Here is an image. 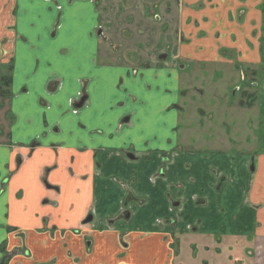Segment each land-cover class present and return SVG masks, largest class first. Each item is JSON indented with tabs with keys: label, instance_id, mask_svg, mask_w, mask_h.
<instances>
[{
	"label": "crops",
	"instance_id": "0c3cea01",
	"mask_svg": "<svg viewBox=\"0 0 264 264\" xmlns=\"http://www.w3.org/2000/svg\"><path fill=\"white\" fill-rule=\"evenodd\" d=\"M172 11L173 58L144 64L97 35V0H0V67L12 69L0 263L189 264L197 237L208 241L200 264H264V153L187 149L181 102L192 65L235 75L223 46L253 67L264 102V0H178Z\"/></svg>",
	"mask_w": 264,
	"mask_h": 264
},
{
	"label": "rangeland",
	"instance_id": "374dc122",
	"mask_svg": "<svg viewBox=\"0 0 264 264\" xmlns=\"http://www.w3.org/2000/svg\"><path fill=\"white\" fill-rule=\"evenodd\" d=\"M97 1L103 15V22L107 26L105 28L109 33L107 38L111 37V42L108 44L114 54H121L131 61L141 59L144 64L149 63L159 52H171L170 58H173V49L178 42L176 32L179 28V17L178 15L171 16V14H173L174 6L178 7V0ZM205 30L207 33L214 32V29ZM216 33L219 35L217 38L220 39V32ZM230 40L231 43L236 40L234 32L231 33ZM235 51L233 46H223L220 50L221 55L230 56L233 61L232 67H234L231 69L235 75H230L227 69H220L223 72H218L213 78V72L211 74L213 69H209L210 73H207L208 69L200 68L199 63L192 65L186 71L190 78L189 88L191 91L188 98L181 102L182 104L186 103L185 111L188 119L185 124L190 130L187 131L189 136L187 149H199L201 155H204L215 150L213 147L215 146L218 148L217 151L234 150L237 156H248L254 159L255 156H258L256 158L258 160L259 156L264 153V116L259 119L257 113L261 107L264 109V102L259 101L260 97L257 100L255 97L261 93L259 85H251L249 88L250 91L256 93L253 100L242 95L244 85L237 89L240 83L248 84L252 81L253 67L237 62V51ZM257 70L259 74L262 72L260 65ZM8 75H10L8 68L0 67V143L9 138L11 123L8 112L9 85L6 81ZM258 80L259 77L255 78L254 82L257 84ZM196 89L204 90V95L201 96L195 92ZM236 89L237 94H234ZM242 99L243 102H246V107L239 106ZM198 108L206 110V116H200ZM187 115L185 114V116ZM210 115H213L212 119L209 118ZM184 135L185 131L179 130V138ZM222 139L229 141L232 147L224 150L223 146L226 143H222ZM205 142L209 144L205 145ZM201 242L208 241L196 237L193 250L198 249L199 252L194 260L188 259L189 264H200V259L205 256L206 253L196 246H200ZM232 263L243 264L238 259Z\"/></svg>",
	"mask_w": 264,
	"mask_h": 264
},
{
	"label": "flooded vegetation",
	"instance_id": "af4514ba",
	"mask_svg": "<svg viewBox=\"0 0 264 264\" xmlns=\"http://www.w3.org/2000/svg\"><path fill=\"white\" fill-rule=\"evenodd\" d=\"M97 5H98V8H99V2L97 1ZM99 11H100V9H99ZM104 21V19H103V15H102V13H101V11H100V16H99V27H98V30H97V35L98 36H101V37H104L105 39H107V41L108 42H111L110 41V38L111 37H109V39L107 38V35L105 34L106 32H107V30H106V28L105 27H107L106 25H105V23L103 22ZM176 34H177V32H176ZM177 36V35H176ZM170 53L171 52H159L158 54H157V60H158V62L160 63V62H162V61H166V60H169L170 59ZM164 55H166V57H164ZM146 64H150V63H146ZM181 68H182V66H181ZM8 70H9V74L10 75H8V77H11V67H9L8 68ZM3 78V77H2ZM243 80H245V78L243 77ZM7 81V80H6ZM244 85V86H243ZM251 85H253V86H256V85H258V84H256L255 82H254V79H252V81L250 82V83H245V82H243V83H240V85L238 86V88L237 89H239V88H242V86H243V88L245 89H243L242 88V95L244 96V97H246V98H251V100H253L252 98H254V95L256 94L255 92H252V91H250L249 90V88L251 87ZM9 88H10V85H9ZM246 88H247V90H246ZM237 89L234 91V94H237ZM240 91V90H239ZM10 91L8 92V100H10ZM252 96V97H251ZM256 97V100H257V95L255 96ZM245 98V99H246ZM255 99V98H254ZM244 100L242 99L240 102H239V106H241V107H246L247 106V104H246V102H243ZM82 102V104L80 105V103ZM86 102H87V96L85 97H82L81 99H80V101L78 102V103H76L75 104V107L76 108H78V109H80V108H82V107H84V105L86 104ZM80 105V106H79ZM251 106V105H250ZM249 107V106H248ZM202 109V108H201ZM201 109L200 110H198V111H200L201 112ZM241 133V132H240ZM238 138H239V136H237ZM170 158H168V160H169ZM252 170H254V161H252V163H251V171ZM160 173H162V174H165L166 173V171H165V168L163 167L162 169H161V171H160ZM49 189H53V187L52 186H49L48 187ZM178 205H179V203H178ZM124 207H126L127 206V202H125L124 203V205H123ZM131 211L129 210V209H125L123 212H122V218H129L130 217V213ZM93 220V215L92 214H90V215H88V217L85 219V222L86 223H88V222H91ZM0 264H7V262H6V260H3Z\"/></svg>",
	"mask_w": 264,
	"mask_h": 264
},
{
	"label": "trees",
	"instance_id": "16d2710c",
	"mask_svg": "<svg viewBox=\"0 0 264 264\" xmlns=\"http://www.w3.org/2000/svg\"><path fill=\"white\" fill-rule=\"evenodd\" d=\"M4 78V77H3ZM6 78V77H5ZM10 82H11V77H7V83L8 85H10Z\"/></svg>",
	"mask_w": 264,
	"mask_h": 264
},
{
	"label": "water",
	"instance_id": "95a60500",
	"mask_svg": "<svg viewBox=\"0 0 264 264\" xmlns=\"http://www.w3.org/2000/svg\"><path fill=\"white\" fill-rule=\"evenodd\" d=\"M164 57H166V55H164ZM81 104H82V102L80 103V105H81ZM80 105H79V106H80Z\"/></svg>",
	"mask_w": 264,
	"mask_h": 264
}]
</instances>
